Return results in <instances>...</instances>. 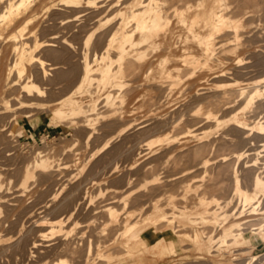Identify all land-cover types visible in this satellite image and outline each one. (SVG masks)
Wrapping results in <instances>:
<instances>
[{"label": "bare ground", "instance_id": "6f19581e", "mask_svg": "<svg viewBox=\"0 0 264 264\" xmlns=\"http://www.w3.org/2000/svg\"><path fill=\"white\" fill-rule=\"evenodd\" d=\"M263 10L264 0H0V118L5 119L9 117L8 115L10 114V112H14V110L33 106L35 103H38L36 101V98L45 96V90L43 89V91L42 88L40 89V87H38L39 85L36 83L38 80L53 81L54 79L52 80V77L49 79V75L52 72L53 74L56 73L57 75H60L58 77L62 78V76L67 77V75L70 74L75 75V73L78 71L80 72V77H78L79 80L76 82V87L74 89L72 88L73 90L60 101L59 105H57L53 109V114L56 118L55 124L61 122L63 123L65 120H67L66 122H68V124L73 127L75 126V128L82 127L83 129H86L87 142H89L94 134L97 133L96 126L100 123V121L109 119L100 116L103 115V112H99L98 99H93L91 97L92 99L89 98L90 100L88 101V104L84 105L81 97H77L76 94L80 93L83 88H88L90 90V85L94 84L93 81L97 79V77H95L94 79L95 74L96 76L97 74H99L98 80L96 81L98 82L97 84L106 85L107 83H110L113 84V86H115L117 90L114 95L109 94L107 96L104 101L105 104L103 105V107L116 103L114 99L119 98L122 105L116 108L114 116L111 118L123 120L126 116L129 117L128 122L125 124V126H122V129L120 128L117 135L121 136V134H125V132H127V130L131 128H135L137 131L141 130L147 132V134L150 133V136L152 135V133L155 134V136L153 135L154 139L147 142L146 140H148V136L143 134L144 136H147V139L144 140L145 144H143L144 146L141 145V148L147 146V150L149 148H152L150 146H152L153 143L157 142L158 144L160 143L159 146L161 149L164 148H162L161 146H165V148L169 149H166L168 153L166 150L164 151L166 152V155L169 153V155H171V153H174L176 152V150H178L177 146L179 147L180 144L182 145L183 142L179 141L181 142L180 144L176 142L184 138V133L186 134L187 132L189 133L188 135H190L194 131V129H192L193 126L200 127L197 125H204L206 123H210L209 125L212 124V127L216 128V132L219 130H223L221 132L224 133L223 135L219 134L220 136H225L228 138L230 136H235L234 134H236V136H239L241 134L243 136V139L245 140L243 141L246 142L247 145L251 140L250 137H261V147H264V44L262 45L260 43V45L258 42H256V39H258V37L262 38L259 32L263 31L260 30V27L257 30V25L256 32L252 30L254 27H252V29L250 27L254 24L253 22H255L257 18L258 21L261 18H264L262 16ZM251 23L253 24L251 25ZM253 36L254 38H252ZM255 36H257V38ZM75 41H77L78 45L80 43V45L77 46ZM100 43H102V45ZM256 43L258 45H256ZM41 53H47L48 55L54 56L56 58L60 56L63 59L66 58L67 53H76L78 55H81V59L78 60L79 62H76L77 60L74 61L75 63H73L75 65L73 64L71 66H69V63L67 65L63 62L64 64H66V68L70 67L66 69L63 66L64 64L62 65L60 61L57 62L56 58V61H53V63L49 62V64H47L48 62L46 63V60L42 59ZM70 58H74V56ZM67 59L68 58L64 60H66L67 62ZM70 60L68 62H70ZM70 64H72V62H70ZM63 68L65 69L63 70ZM56 74L54 75L56 76ZM211 80H217L218 83H220L215 84L217 81L211 83ZM125 90L128 91H126L125 93ZM88 93L90 94V92ZM80 94L78 96H82ZM127 101L129 107L125 109V107L123 106ZM192 105L195 106L193 107ZM190 111L195 112L194 114L190 113V116H188V113ZM83 115H85L86 118L84 120H78ZM144 116H147L146 121H141V118H143ZM186 116L190 117L188 118V122H184ZM181 124L188 127V129L184 127V129L186 128L187 130L183 134H181V132L183 131L179 129ZM181 128L182 130H184L183 127ZM170 129H175V132H173L174 135L181 131L180 136L182 135L181 137L183 138L181 139V137H179L180 139H178L175 136L169 135V132L167 130L170 131ZM177 129H179V131ZM137 131L134 130V133L136 134ZM156 133H162L163 135H156ZM212 133L213 132H205L203 135H193L194 137L196 136L199 143L203 142L197 148L194 147L195 149L193 151V156L196 157V160L198 157L202 158L201 161L197 164V167H199L198 165H201V167L206 168L212 163V159H210L208 156L209 153L213 151L214 143H217L215 142L216 139L213 140L214 143L212 142V138L210 137ZM135 134H133L132 132V136H135ZM137 134H139V131L137 132ZM177 135L179 136V133ZM208 136L211 139L209 138L210 141L206 142L209 140L205 139ZM214 137L215 135L213 136V138ZM219 138L217 137V139ZM135 141L136 140H134V142ZM222 141H220V143L218 141V144H215V147L219 144L221 145ZM109 143L110 141L106 142V144ZM175 143L177 144V146L174 145ZM125 144L126 142L124 143V145ZM135 146H137V144ZM135 146H133L132 149H135ZM186 146L189 147L188 143L187 145H185V147ZM215 147L214 151L217 148ZM150 150L147 151H149L150 154L153 153L154 149L152 148ZM138 151L137 153L140 154L144 150L141 152ZM147 151L145 153L143 152L145 156ZM161 151L162 150H160V152ZM252 151L253 149L248 148L246 150L244 149L236 151L233 153V157H231L235 158L238 162L245 160L242 167L244 166V168L247 169V175L249 174L252 178L249 179L252 181V184L250 183V188L243 186V180L245 181V179H243L244 173L241 172L243 173L241 177L239 170L235 168L237 162L234 164L235 170L232 169L233 174L228 171L225 172V174H232L233 187H230L233 188L235 194L241 196V198L246 203V207L247 204L252 203L253 205V203L255 202L258 203V205L253 207L254 212L255 210H257L256 208L260 206L261 202L264 201V160H262V163H259L258 158H256L258 155ZM120 152H123V150H120ZM157 152L158 150L155 153ZM180 152L182 153V151ZM189 152V149L188 151L186 150L187 154ZM184 153L185 152H183L182 154ZM190 153L192 154V151ZM175 154L171 155L172 158L171 156L169 158L168 156H166L168 158L167 160L170 161L171 159H173V156ZM191 154L189 155L191 156ZM213 154L214 152H212V155ZM216 154H218V152L215 153V155ZM180 155L181 154H179V157ZM220 155L221 154H218V159ZM228 155L222 156L223 162H227L229 160L227 157L230 158V156H232ZM253 155L257 156L254 157ZM182 156L180 158L184 159V157L188 155L184 157ZM194 157L193 159H195ZM214 157L212 156L213 161ZM175 158L177 160L178 156ZM33 159V163L32 161L31 163L33 164L34 169L40 173L39 175L43 179L51 177L53 175V171H59L61 169V164H55L53 163V160H50V157L48 155V147L46 149L44 148V150H37ZM218 159L215 160L217 161ZM136 160L138 159L136 158ZM232 160L233 159L230 160L231 163H233ZM194 161L195 160H193V162ZM159 162L160 161L158 160V163ZM217 162H214V164H216ZM228 162L227 165H225L227 166V169L230 170L228 166L230 167L231 164L229 162V165ZM30 164L26 165V169L23 172L22 177L24 184L31 177L35 176L34 172L27 168V166H30ZM259 164H261V166H258ZM193 165L191 166L193 167ZM192 167L191 169L196 168V166L193 168ZM219 167L221 166L219 165ZM132 168L133 167H130V169ZM222 168L223 166L220 169ZM244 168L242 169L245 170ZM112 170L113 172H116L118 170V166H115ZM130 171L129 173H131ZM222 172L223 171H218L217 174L213 173L214 176L212 177V184L214 182V178L219 181ZM182 173L183 172H181V174ZM210 174H212V172ZM160 176H155L153 180L158 181ZM175 176H177V173ZM129 177L130 175L126 176L128 180ZM131 177L134 178V176ZM126 178L124 179L126 182L123 181L124 184H127L128 182ZM133 178H130V180H133ZM172 179H175V181L178 180L180 182V178ZM171 181L169 180V182ZM202 181L204 182L205 180L203 179ZM219 182L221 183V181ZM245 182L249 184L248 179ZM215 184L213 185V188H216L217 186L221 187V184H218L216 186ZM208 185L210 186V184ZM208 185L203 186L208 187ZM223 185L226 184L223 183ZM123 186L122 188H124ZM167 186L169 187V184ZM198 186L200 188L199 184ZM199 188L198 190L200 192ZM217 188L215 190H217ZM203 189L204 191L207 190L205 188ZM222 189H225V186ZM170 190L168 192H170ZM213 190H211L213 193L209 191L212 194H207V190L206 196H212L213 194H215L214 196L220 195L221 197V195L224 193V190L223 192L220 191L221 194L220 192H218L219 194H217L215 190ZM132 191L134 193L135 190L133 189ZM123 192L124 191H122V193ZM158 192L160 193V191ZM226 192L229 193L228 191ZM133 193L131 195H133ZM147 194H149V192ZM173 194L174 193L172 192V195ZM172 195L170 193V198L167 199H171ZM174 196L175 194L173 195V197ZM188 197L189 196H187V198ZM233 197L230 196L229 199L232 201ZM93 198L90 197L91 200ZM129 198L132 200V197ZM56 200L57 199H55L54 201ZM62 200L63 199H61V201ZM80 200L79 203L81 202ZM206 200L209 199L207 197H204V195L199 199L201 204L206 203ZM219 200L222 202V198H219ZM74 201L76 200L74 199ZM128 201L129 200L125 201L126 203L124 204L127 205ZM169 201L170 200H168V202ZM225 202H222V204ZM55 203L57 202H54L53 204ZM48 204L49 202L45 203V206H42H44L46 209L50 205ZM71 204L75 203L71 202L70 205ZM89 204L91 203L89 202ZM76 205H78V203ZM157 205L161 206L160 203H158ZM184 205L186 206L187 204ZM226 205H229V203L226 202L225 205L223 204L224 207ZM42 206L40 209H42ZM50 206L52 207V205ZM120 206H122V204H120ZM219 207H221V205ZM108 208L112 210L110 211L106 209V211H109V220L106 219L107 223L105 222V226H103V228L100 226L101 230L99 229V231H97L98 229L95 228L97 232L92 230V232L89 231L91 232L89 234H80L81 232L79 231L80 233L78 234H80V236L79 241L77 242L70 239V237L72 236L71 234H73V231H75L73 227L69 228V230H66L67 232H62V230L64 229L62 225V218H56L54 220L49 219V221L48 219H46V217L43 219L41 218L42 220L38 219V217V220L34 221V225L37 227L49 225V228L51 229H49V231L51 233L55 234L56 232H61L62 236L65 235L66 237L62 239L63 242H60V245L57 247L61 252L69 253L73 257L78 256L79 262H77V260L76 264H136L140 260H150V257L155 256L160 257L161 255H165L167 256V258H172L183 254L181 243L179 240L180 238L187 240L189 244H191L193 247H195V249L199 251L203 250L204 244L211 246L214 242H216L217 244H229V238L231 241H233V243L231 244H234L236 242L235 238H237L238 236H243L244 240L253 242L261 231L264 232V229H260L258 232H255L257 229L254 227L253 229H251V231H253L251 236L247 237L245 236V233L241 231L243 230V228H241V224L243 223L239 224L236 222V227L240 228L236 233H234L235 227L232 224L231 227L222 230L220 236L215 239V237L205 232V228L201 224H206L210 220H213L215 222L217 220L219 221L218 218L220 213L218 214V218L216 215L208 216V214H206V211L198 213L197 216H193L194 214L192 215L190 213H187V211H182V207V209L180 210L181 212L178 215L174 214L172 218L173 220L178 219L181 222L190 225V227H182V229L179 228L176 230L175 226L170 227V225L174 223L175 220L168 221L169 219L162 211V209L160 210V208L155 207L153 213L148 214L149 216H146L143 226H139V222H137V220H135V223H125L123 219L127 216V214L124 212L126 216H124L122 222L125 223L126 230L123 231L130 236L131 241L134 240L135 244H132L131 241L119 244L117 236L115 238L113 231L108 230V233L105 231L108 228H111V226L113 227L115 223L120 219H118L119 213L117 210H113V207ZM125 208L129 209L128 206H126ZM149 208L151 209V207ZM233 208L231 210H233ZM248 208L251 209V207ZM49 209L50 210L47 209L48 212H51L53 208ZM76 209H70L71 211L69 210V213H66L64 210L62 212H64L63 214H68L67 218L70 219L71 217H73L72 215H75ZM145 209L144 211L146 212L147 209ZM227 210L228 213L227 211H224V214L230 213L229 209ZM262 210H264V208ZM95 211H97V209ZM103 212L105 211L103 210ZM173 212L175 211L173 210ZM233 212H235V210ZM243 212L244 210L240 213V216ZM53 213L54 212H52V214ZM141 215L143 216L144 214ZM229 215L231 216V214ZM244 215L246 214L244 213ZM223 216L224 218L226 217L225 215ZM228 216L226 218H228ZM156 217H162L163 219H166V225H164L163 223H161V225H163L162 227H159L160 224L159 226L158 224L156 225ZM224 218L222 217L220 219L224 220ZM226 218L225 220L228 221V219ZM223 220L221 222L224 223L225 220ZM226 221L225 224L227 223ZM121 223H119L118 225H121ZM229 223H231V221ZM57 228L58 230H56ZM22 229L23 228L19 230V233L22 232ZM114 229L116 230V227ZM30 230L27 231V233L31 232ZM76 231H78V229ZM118 231L121 230L118 229ZM22 233H20L21 236H23ZM118 233L120 234V232ZM122 233L120 234V236L122 235ZM262 235H264V233H262ZM38 241L36 240L31 243V247L29 250L31 254L29 255L30 259L32 256L35 257V254H37L38 250L36 248H38V246H41ZM18 242H20V240ZM18 246L20 245H17V248ZM32 249H36L35 254H33L34 251ZM214 251L215 250L208 249L207 253L210 254L208 256H213L211 255V252ZM197 256L199 259H202L203 257L202 255ZM62 257H64V259H62ZM62 257L61 260L59 258V261L56 259L58 264L70 263V259L69 262L68 260L66 261L68 257ZM259 257L253 256L246 263L244 261L243 264H251V262H253L254 264V262ZM233 260L237 261L235 257L233 258ZM256 262H258V260ZM208 264L219 263L215 261Z\"/></svg>", "mask_w": 264, "mask_h": 264}, {"label": "rangeland", "instance_id": "374dc122", "mask_svg": "<svg viewBox=\"0 0 264 264\" xmlns=\"http://www.w3.org/2000/svg\"><path fill=\"white\" fill-rule=\"evenodd\" d=\"M262 13H263L262 16L264 17V10ZM255 22H253L254 24L251 23V25L253 24L252 26H250L251 29H252V27H254L252 30L256 32L260 27L261 28L260 30L264 32V30H263L264 29V18H261L259 21L257 18L255 20ZM256 25L258 27L257 30H256ZM263 32H259V34L262 36V38L258 37V39L259 38L261 40L263 39L262 40L263 42L260 39H259V41H258V39H256V42H258L259 44L261 43L262 45L264 44V33ZM252 33H254V32H252ZM255 37L257 38V36H255ZM252 38H254V36ZM75 43L77 46L80 45V43H79V45L77 44V41H75ZM100 44L102 45V43H100ZM256 45H258V44L256 43ZM67 54H66V58H68L67 62H66V60H64L66 58L63 59L60 56L56 58L54 56L48 55L47 53H41V57H42V59L46 60V63L48 62L47 64H49V62L53 63V61H56V59H57V62L60 61L62 63V65L64 63H66L68 65V63H69V66L73 65L75 63L74 61L77 60L76 62H79L78 60L81 59V57H80L81 55H78L76 53L75 54L70 53L68 55ZM73 56H74V58H70ZM58 58H60V59L62 58L63 61H62V59L60 60ZM70 59H72L73 61ZM69 60H70V62H72V64H70V62H68ZM66 64H64L63 66L65 67ZM65 68H63V70ZM68 68H70V67H67L66 69H68ZM49 72H52V71H49ZM54 72H56V71H54ZM79 73L80 72L77 71L75 73V75L70 74V75H67V77L62 76V78H59L58 76H60V75H57L56 73H54V74H56V76L53 74V72L50 73L49 79L51 77H52L51 78L52 80L56 79L55 81L53 80L54 82L49 81V80H38L36 82L39 85L38 87H40V89L42 88V90L43 89L45 90V91L43 90L45 96H43V97L41 96V97L36 98V101L38 103H35L33 106L14 110V112H10V114L8 115L9 117H7L5 119L0 118V264H48V263L49 264H52V263L58 264L57 260L59 261V258L61 260L62 256H66V258L68 257L67 259L65 258L66 261L68 260V262L70 259L69 264H71L72 262H73L72 264H76V261L79 259L78 256L73 257L69 253L61 252L60 249H58V247H57L60 245V242H63L62 239L65 238L66 236L65 235L62 236L61 232H58V233L56 232L55 234L51 233L49 231V229H50L49 225L37 227L34 225V221H36L38 219L42 220L45 217L48 220L49 219L54 220L56 218H62V221H63L62 225H63V228L65 229V230L63 229L62 232H67L66 230H69V228L73 227L75 229V231H73L74 235L71 234L72 236L70 237V239L77 242V241H79L80 234H82V233L89 234L92 232V230L97 232V231H99V229L101 230V227L103 228V226H105L106 219L109 220V214H108L109 211L108 210H110V209L108 207H110V208L113 207V210H117L119 213L118 219L119 218L120 219L115 223L116 226L115 225L113 227L111 226L112 229L108 228L105 231L106 232L108 230L113 231L115 238L117 236V240L119 241L118 242L119 244L131 241L130 236L126 232L123 231V230H126L125 223L126 222L135 223L136 222L135 220H137V222H139L138 225L143 226L146 216H149L148 214L153 213L155 207L160 208V210L162 209V211L165 213V215L169 219L168 221H174L175 220V222L172 223L170 225V227L175 226L176 230L179 228L182 229V227H187V228L190 227V225L183 223L178 219L173 220V218H172L174 216V214L178 215L181 212L180 210L182 209V207L184 209V210L182 209V211H187V213H190L192 215L194 214L193 216H197L198 213H202V212L206 211V214H208V216L209 215L210 216L216 215L218 218V214L220 213L219 218H218L220 222L223 220L220 218H222V217L224 218L223 215H225L227 217L229 214H231V216H233V217H231L230 215L228 216V218L225 217L226 219H228V221H226L224 218V220L227 222L226 224H225L224 220H223L224 223L223 222L220 223L218 220L216 222L213 220H210L206 224H201L205 228V232H207L210 235H212L213 237H215V239H217L220 236L222 230L231 227L232 224L235 227L234 233H236L237 230L240 229L239 227H236L237 223H239V224L243 223V224H241V228H243V230H241V231H243L245 233V236H247V237L251 236V234L253 233V231H251V229H253L254 227L257 229L255 232H258L260 229H264V227H263L264 226V221H263V219H264L263 213L264 212H262V211H264V210H262L264 208V201L261 202V204L263 203L262 205L260 204V206H262V207L258 206L256 208L257 210H255L253 212V207L258 205V203L257 202H255L256 204L253 203L254 206L252 205V203L247 204V207H246L245 206L246 203L241 198V196L238 194H235L233 191V188L230 187V186L233 187L232 174H233V170H235V168L239 170L241 177L244 173L245 178L243 177V179H245V181H247V179H248L249 184L243 180V182L246 183V184L243 183V186L244 187L246 186L249 188L251 187L252 181L249 179H252V178L250 177L249 174L247 175V171H246L247 169H245L244 166L242 167V165H244L243 163L245 160L238 162V161H236L235 158H231V157H233L234 152L244 150V149L246 150L248 148V149H253L252 152H254L258 155V156L257 155H253V156L254 157L257 156L256 158H258L259 163H262L263 162L262 160H264V151H263L264 147H261L262 146L261 139H260L261 137L260 138L257 136H256L257 138L255 136H253V138L250 137L251 140L249 139L250 142L247 145L246 142H244L245 140L243 139V136L241 134L240 135L242 137L240 135H239L240 137L236 136V134H234L235 136H230L228 138L225 136H220V135H223L224 132H221L223 130H219V131H217L218 132L217 133L216 128H213L212 124L209 125L210 123H206L204 125L203 124L197 125L200 127H194L193 126L194 127V128L192 127V129H194L193 133L188 135L189 133L186 132V134L188 136L187 137L184 132L188 129V127L183 126L181 124L179 129H181V131H183V132H181V131H179V129H177L179 131L178 132L179 136L177 135L178 133L176 134L177 136L173 134V132H175V129L174 130L170 129V131L169 130H167V131L169 132V135L175 136L178 139H180L179 137L182 136V135L180 136V132H181V134L184 133V135L186 137L183 135L184 138L181 137V139L182 138L183 139L178 140L176 142L179 144L181 142H183L182 143L183 147L181 144L179 147L177 146L176 143L174 145L177 146L178 150H176V152L179 151L178 153L181 154L180 157L182 155H183L182 157H184L186 155H188V156L184 157V159L183 158L181 159L179 157V154L174 152V153H171V155L176 153L175 155L178 156V159L176 160L175 157H177V156H175V155L173 156V159H171L172 156L169 155L170 153L166 155L165 154L166 152H164L167 148H165V146H161L162 148L164 147L163 148L164 150L161 149L159 146L160 143L158 144L157 142L153 143L152 146H150V147H152L154 149V151H155V149H156V151L158 150V152L155 153L156 151L155 152L153 151V153L150 154V152L147 150H150L152 148H149L146 150L147 146L141 148V145L144 146L143 145V144H145L144 140L147 139V136H148V140H146V142L154 139V136H155L154 133H152V135L150 136L149 132H148L149 134H147V132L138 130L139 134H137L138 131L135 128H131V129H128L129 131L127 130V132H125V134L123 133V134H121V136L117 135L120 128L122 129L123 128L122 126H125V124L128 122L129 117L126 116L125 119H123V120H117V119L111 118L114 116L116 108L121 106L122 103L120 102L119 98H116V99H114V101H116V103L106 105L105 107H103V105L105 104L104 101L107 98V96L109 94L114 95L117 90H116L115 86H113V84H110V83H107L106 85L105 84H102V85L97 84L98 82H96V81L98 80L99 74H97V76L95 74L94 79H95V77H97V79H95L93 81L94 84L90 85V87H91V88L89 87L90 90L88 88L87 89L83 88L81 92L79 91L81 94L78 93V94H76V96L79 98L81 97L84 105H87L88 101L92 98L98 99L99 100V107H98L99 112H101V113L103 112V115H100V116L105 117L109 120H105V121L101 120L100 123L96 126L97 127V129H96L97 133L94 134V136L91 138V140L89 142H87V130L86 129H83L82 127H80V128L76 127L75 128V126L73 127V126L69 125L68 122H66L67 120H65L63 123L61 122V123L55 124L56 118L54 117V114H53V109L57 105H59L60 101L62 99H64L76 87L75 86L77 84L76 82L79 80L78 77H80ZM53 76H55V77H53ZM214 81H217V80H213V81L211 80V83H213ZM219 83L217 81L215 84H219ZM87 90H89V91H87ZM126 91H128V90H125V93H126ZM82 92H84V93H82ZM88 92H90V94ZM79 94L82 96H78ZM127 95H128V93H127ZM44 107H46V108H44ZM123 107H125V109H127V107H129L128 101L125 102V105ZM191 109H193V108H191ZM192 112L190 111L188 113V116H190V113L194 114L195 111H192ZM88 113H90V112H88ZM85 118H86V116L83 115L78 120H84ZM186 118H185L184 122H188V118H190V117L186 116ZM146 119H147V116H144L143 118H141V121H146ZM189 123H191V122H189ZM209 126H211V127H209ZM181 127H183V129H184V127H186L187 129L185 128L184 130H182ZM134 130L137 131L136 134L134 133ZM129 132H130V134H129ZM132 132H133V134H135V136L134 135L132 136ZM205 132H209V133L213 132L210 136L212 139L209 136L205 139L210 138L213 143H214L213 140L216 139L217 141L215 140V142H217V143H214V147H215V144H218V141L220 143V141H222L223 139L224 140L226 139L225 142H224V140L222 141L223 143L221 142V145L219 144L220 147H219V145L216 146L217 148L215 147L216 148L215 151H214V147H213L212 152H214V154L212 155V152H210L209 156H208L210 159H212V163L210 162L211 165L207 166L206 168L201 167V165H198L199 167H197V164L201 161L202 158L198 157L196 160V157L193 156L194 149L197 148L201 143H203V142L199 143V141H197L196 136L194 137L193 135H195V134L203 135ZM127 133H128V135H127ZM143 134L147 135V136H144ZM160 134L163 135L162 133H160ZM160 134L156 133V135H160ZM125 135H127L128 137ZM214 135H215V137L213 138ZM117 137H118V139H117ZM217 137L218 138L220 137V138L217 139ZM221 137H223V138H221ZM229 138H231V139H229ZM254 138H256V139H254ZM141 139H142V141H141ZM210 139L208 141H206V140H204V141L209 142ZM132 140H133V142H132ZM134 140H136V141L134 142ZM184 140H186V141H184ZM107 141H110V143L106 144ZM179 141H181V142H179ZM125 142H126V144L124 145ZM251 142H252V144H251ZM131 143H133V144H131ZM184 143H185V145H187V143H188L189 147H187V146L185 147ZM134 144L135 145L137 144V146H139L140 148L135 146ZM138 144H140V145H138ZM133 146H135L136 148L132 149ZM47 147H48V155L50 157V160H53L54 161L53 163H55V164H61V169L59 171H53V175L51 177H48L47 179H43L39 175L40 173L34 169L32 163L34 160L33 157H35V152L37 150H44V148L46 149ZM126 148H128V149H126ZM187 148L189 149L190 152L192 151V154L190 152L188 154L186 153V150L188 151ZM190 148H191V150H190ZM192 148H193V150H192ZM120 150L121 151L123 150V152H120ZM132 150H136V151H132ZM160 150H162V151L160 152ZM167 150H169V149H167ZM137 151L138 152L143 151L144 153L147 151L146 156L143 152H142L143 153V156H142V153L139 154V153H137ZM150 151H152V150H150ZM180 151H182V153L185 152L186 155H185V153L182 154ZM119 152H120V154H119ZM217 152H218V154H221L219 156V159H218V154L215 155V153H217ZM167 153H168V151H167ZM147 154H148V156H147ZM189 154H191V156ZM228 154L232 155V156H230V158L227 157L229 159L228 161L231 164L230 165L229 162L227 161L228 164L230 165V167L228 166V168H230V170L227 169V166H226L227 162L222 161V158H223L222 156L228 155ZM164 156L165 157L168 156V158L171 156V158H170L171 160L169 159L170 161H168L167 160L168 158L167 157L165 158ZM192 156L195 159H193ZM212 156L213 157L216 156V157H214V161H213ZM136 158L138 160H136ZM157 158L162 164L160 162L158 163ZM160 159H162V160H160ZM215 159H218L217 161H219V162H217ZM231 159H233L232 160L233 163H231V161H230ZM193 160H195L196 162L195 161L193 162ZM31 161H32V163H31ZM166 161H168V162H166ZM220 161H222V162H220ZM214 162H217V163L214 164ZM235 163L237 165H235V168H234ZM28 164H30V166H27V168L29 170L33 171L35 176L31 177L24 184L22 176H23L24 170L26 169L25 167ZM190 164L191 165L194 164L197 169L193 168L195 166L193 165V167H192ZM153 165H155L157 167V169ZM188 165H190V166H188ZM219 165L221 167L223 166V168L220 169L221 167H219ZM115 166H118V170H117L118 172L117 171L113 172L112 169ZM258 166H261V164H259ZM130 167H133L134 169L133 168L130 169ZM147 167H149V168L153 167V168L149 169ZM188 167H190V168H188ZM191 167L193 169H191ZM140 168H142V169H140ZM242 168H244L245 170H243ZM187 169H189V170H187ZM198 169H201V170H198ZM129 171L132 174L129 173ZM190 171H191V173H190ZM218 171H223L221 176H220V179H219V181H221V183L214 178V182L212 184L211 181H213V178H212L214 176L213 173L217 174ZM227 171L231 172L232 174L231 173H230L231 175L229 173L225 174V172H227ZM181 172H183V173L181 174ZM211 172H212V174H210ZM241 172H243V173H241ZM133 173H134V175H133ZM176 173H177V176H175ZM153 174H155V175H153ZM203 174L204 175L206 174V175L204 176ZM129 175H130V177L128 180V178H126V176H129ZM160 175H162V176H160ZM171 175H174V176H171ZM194 175H195V177L198 176L201 178H198V177L195 178ZM131 176H134V178ZM155 176H158V177L160 176V178H159L160 181L159 180L158 181L153 180V178ZM185 176H186V178H185ZM125 178L129 182V184H130V181L132 180V179L130 180V178H133V180L131 181L132 185L130 184V187H129L128 182H127V184L123 183V181L126 182L124 180ZM172 178H177V179L180 178V182L178 180H176L177 181L176 182L175 179H172ZM171 179H172V181H171ZM201 179L202 180L204 179L205 183ZM169 180L171 182H169ZM198 180H201V181H198ZM150 181H151V185H150ZM165 181L169 184V187L167 186L168 184ZM215 183H218L219 185L221 184V187H219V186H217L218 188L216 187L217 190H215L216 188H213V185ZM223 183L226 185H223ZM165 184H167V185H165ZM198 184L200 185V188H199ZM208 184H210V186ZM218 184H215V186ZM123 185H125V186L128 185V186L125 187ZM154 185H155V187H154ZM203 185H208V187H210V188H208L207 186L204 187ZM112 186H114V187H112ZM122 186L124 188H122ZM195 186H196V188H195ZM224 186H225V189H222V188H224ZM162 187H163V190H162ZM198 188L200 189V192H199ZM203 188L207 189L208 191L207 190L204 191ZM124 189L125 190L127 189V190L125 191ZM131 189L132 190L134 189L136 191V193H135V191L133 193V191ZM213 189L215 190V192L217 194H219L218 192H220V191L223 192V190H224V193H223L224 195L222 194L221 197H220V195L219 196L217 195L218 197L214 196L215 194H213L212 196L211 195L206 196L207 192H208L207 194H209V193L212 194L213 192L211 190H213ZM218 189H220V190H218ZM169 190H170V192H168ZM71 191H72V193H71ZM122 191H124V192L122 193ZM158 191H160V193ZM191 191H192V194H191ZM209 191H211L212 193ZM226 191H228L230 194L227 193ZM141 192L144 194H142ZM148 192H149V194H147ZM162 192H163V194H162ZM172 192L175 194L174 197H173L174 194L172 195ZM197 192H198V194L199 193L200 194L198 195ZM221 192H220V194H221ZM132 193H133V195H131ZM170 193H171L172 197H171V199H167V198H170ZM186 195L189 197L187 198ZM203 195H204V197H207L209 200H206V203L201 204L199 199L202 198ZM93 196H94V198H93ZM165 196H166V199H165ZM230 196L231 197L234 196L232 198V201L229 199ZM90 197H92L93 199L91 200ZM129 197H132V200ZM210 197H211V199H210ZM213 197H215V198H213ZM219 198H222V202H225L227 200L226 202H228L229 205H226L224 207L223 204L225 205L226 202L222 204V202L220 201L221 199L219 200ZM53 199L54 200L57 199V200L54 201ZM61 199H63V200L61 201ZM74 199L77 202L74 201ZM88 199H90L91 201ZM215 199H217L218 201ZM79 200L81 201L80 203H79ZM117 200L119 201V203ZM127 200H129L128 204L125 205L124 203H126L125 201H127ZM168 200H170L169 201L170 203L168 202ZM50 201H51V203L53 201L57 202V203L53 204L54 203L53 202L51 204ZM48 202L50 205H52V207L48 204L50 207L48 206V208L45 209V207H44L45 203H48ZM68 202H69V204H68ZM71 202L75 203V204L70 205ZM89 202L91 204H89ZM150 202H151V204H150ZM77 203H78V205H76ZM142 203H144V204H142ZM158 203H160L161 206L157 205ZM79 204H80V206H79ZM120 204H122V206L124 208L122 206H120ZM147 204H148V206H147ZM184 204H187V205L185 206ZM42 205H44V206H42ZM117 205H118V207H117ZM173 205L176 207H174ZM203 205H206V206H203ZM208 205H209V207H208ZM218 205L219 206L221 205V207H219ZM41 206H42V209H40ZM126 206H128L129 209L125 208ZM184 206H185V208H184ZM59 207H60V209H59ZM96 207H98V208H96ZM149 207H151V209ZM230 207H232V208L234 207L233 210H231L232 208H230ZM248 207H251V209ZM49 208H51V209L53 208L51 210V212L50 211L48 212V210H50ZM69 208L71 210L74 208L75 209L77 208L75 211V215H72L73 217H71L70 219L67 218L68 214H66V213H69L68 212L70 210ZM104 208H106L108 210L106 211V209H104ZM118 208H119L121 213L119 212ZM96 209H97V211H95ZM102 209L106 213L103 212ZM144 209L146 210V212L144 211ZM227 209H229V212H230L229 214H227L228 213ZM54 210H56V211H54ZM63 210L66 212L65 214H63L64 212H62ZM77 210H78V212H77ZM173 210L175 212H173ZM234 210H235V212H233ZM243 210H244V212L242 213V215H241L242 217H241L240 213ZM210 211L211 212L213 211L212 212L213 214ZM224 211H227V213H226L227 215L224 214L225 213ZM237 211H238V214H237ZM52 212H54V213L52 214ZM124 212L127 214V216L124 214ZM143 212H145V213H143ZM138 213H141L144 215L142 216L141 214H138ZM244 213L246 215H244ZM94 214H96V215H94ZM44 215H46V216H44ZM124 216H126V217L124 218ZM234 216L237 218L238 221L236 220V218ZM238 216L240 219L238 218ZM229 217H230V219H229ZM133 218H135V219H133ZM122 219L124 220L125 223L122 222L123 221ZM261 219H262L263 225L261 223ZM132 220H134V221H132ZM230 221H231V223H229ZM74 223H78V224H74ZM103 223H104V225H103ZM119 223H121V225L123 227L121 225H118ZM123 223H124V225H123ZM161 223L166 225L167 220L163 219L162 217H156L155 218V224L156 225L158 224V226L160 224L159 227H162L163 225H161ZM219 224L220 225L222 224V225L220 226ZM120 226H121V229H120ZM115 227H116V230L114 229ZM21 228H23L21 230L23 233L22 232H20V233H22L23 236H21V234L19 233V230ZM95 228H97L98 230L96 231ZM117 228L121 231H118ZM187 228H185V229H187ZM45 229H47V230H45ZM77 229H78V231H76ZM207 229H208V231H207ZM29 230L31 232L27 233V231H29ZM56 230H58V228ZM89 231H91V232H89ZM117 231L120 232V234L123 232L122 235L120 236V234ZM78 233H80V234H78ZM262 233H264V232L261 231L259 233V235L256 237L255 241H253V242H251V241L248 242V241L244 240L243 236H238L237 238H235L236 242L234 244H231V243H233V241H231L229 238V241H230L229 244H221V243L217 244L216 242H214L212 244V246L214 245L213 247L211 245L204 244L203 250H199V251L197 249H195V247H193L191 244H189V242L187 240L180 238L179 240H180L181 247H182V253H183L182 255H179L177 257H172V258H167V256H165V255H161L160 257L155 256V257H150V260H140L136 264H202L203 262H204L203 264H205V262H206V264H208L210 262H215V261L218 262L219 264H241V263L243 264L244 261L246 263L253 256H256V257L260 256L257 259L258 262H256L257 261L256 260L254 262V264H264V237H263L264 235H262ZM20 236H21V238H20ZM118 236H119V238H118ZM104 237H102V238H104ZM18 239L20 240V242H18L19 241ZM21 239H22V241H21ZM36 240L37 241L39 240L38 242L41 244V246H38V248H36V249H38L37 254H35L36 249H32L34 251L33 254H35V257L32 256L30 259L29 255H31V254H30L29 250L31 247V243L33 241H36ZM131 243L135 244L134 240L131 241ZM17 245H20V246H18V248H17ZM208 249L215 250L214 252H211L212 253L211 255H213V256H208V255H210L207 253ZM197 255H202L203 256L202 259H199ZM234 257L237 259V261L239 263L236 260H233ZM237 257H239V258H237ZM62 259H64V257H62ZM77 262H79V260ZM251 264H253V262H251Z\"/></svg>", "mask_w": 264, "mask_h": 264}]
</instances>
